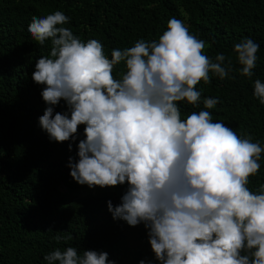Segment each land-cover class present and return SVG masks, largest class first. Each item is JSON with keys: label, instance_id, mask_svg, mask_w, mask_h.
I'll return each mask as SVG.
<instances>
[{"label": "clouds", "instance_id": "obj_1", "mask_svg": "<svg viewBox=\"0 0 264 264\" xmlns=\"http://www.w3.org/2000/svg\"><path fill=\"white\" fill-rule=\"evenodd\" d=\"M69 20L62 11L33 16L27 31L37 44L51 46L32 73L33 82L44 86L41 130L63 143L75 141L84 125L78 159L68 158L71 178L90 189L127 183L121 203L108 201V211L129 226L144 224L159 264H264V184L256 192L248 187L264 147L214 122L210 111L181 119L178 107L181 101L199 107L196 86L211 76L227 77L232 58L221 53L213 61L204 54L206 42L173 17L158 41L113 49L109 59L100 41L84 42L64 27ZM258 51L252 39L234 45L240 75L253 76ZM121 62L125 71L117 79L113 71ZM253 86L264 105V83L256 79ZM61 101L67 111L54 112ZM218 102L205 97L203 106L213 109ZM44 260L114 264L107 252L71 246Z\"/></svg>", "mask_w": 264, "mask_h": 264}, {"label": "trees", "instance_id": "obj_2", "mask_svg": "<svg viewBox=\"0 0 264 264\" xmlns=\"http://www.w3.org/2000/svg\"><path fill=\"white\" fill-rule=\"evenodd\" d=\"M62 11L73 35L87 42L96 39L111 58L113 49L134 46L138 40H157L167 22L182 20L189 32L206 42L204 54L215 60L223 53L232 58V71L221 80L201 81L199 107L178 102L181 119L207 110L213 121L231 127L238 135L249 134L264 147V105L254 97V81L264 83V0H0V264H47L44 256L56 249L75 247L78 252H107L114 264H159L148 243V230L113 219L107 202L121 203L127 183L89 188L69 175L68 158L77 157L84 125L75 141H50L38 118L46 108L43 85L32 80L35 62L50 54L27 31L33 16ZM252 39L259 45L251 78L240 75L234 45ZM124 62L115 66L119 79ZM205 97L218 98L205 109ZM61 101L54 112L64 113ZM71 143V151H69ZM259 173L249 177L253 192L264 184V153ZM70 236L71 239H55Z\"/></svg>", "mask_w": 264, "mask_h": 264}]
</instances>
